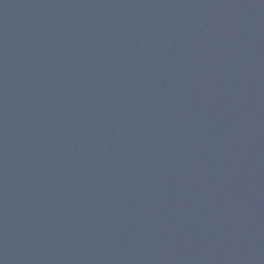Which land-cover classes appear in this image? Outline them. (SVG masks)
I'll return each instance as SVG.
<instances>
[{"label": "water", "instance_id": "1", "mask_svg": "<svg viewBox=\"0 0 264 264\" xmlns=\"http://www.w3.org/2000/svg\"><path fill=\"white\" fill-rule=\"evenodd\" d=\"M0 264H264V0H0Z\"/></svg>", "mask_w": 264, "mask_h": 264}]
</instances>
